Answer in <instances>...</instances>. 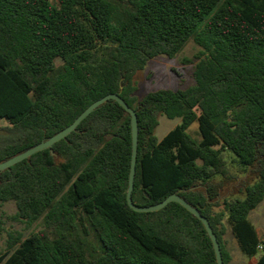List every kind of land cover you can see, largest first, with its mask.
<instances>
[{
    "label": "trees",
    "instance_id": "obj_1",
    "mask_svg": "<svg viewBox=\"0 0 264 264\" xmlns=\"http://www.w3.org/2000/svg\"><path fill=\"white\" fill-rule=\"evenodd\" d=\"M190 41L200 48L195 84L141 98L136 74ZM109 94L137 113L134 203L181 196L209 219L225 264L228 216L241 252L264 264V235L249 219L264 201V0H0V163ZM160 115L182 120L162 140ZM195 122L201 138L188 132ZM132 155L131 115L109 100L52 149L1 171L0 203L44 229L9 233L0 264H218L182 205L129 206ZM234 184L243 196L216 211Z\"/></svg>",
    "mask_w": 264,
    "mask_h": 264
},
{
    "label": "rangeland",
    "instance_id": "obj_2",
    "mask_svg": "<svg viewBox=\"0 0 264 264\" xmlns=\"http://www.w3.org/2000/svg\"><path fill=\"white\" fill-rule=\"evenodd\" d=\"M200 48L194 41H190L174 58L165 55L158 56L147 64L144 70L139 71L135 76L138 88L137 94L142 98L148 92L161 88L186 89L195 84L194 70L197 60L195 59ZM189 61V62H188ZM180 118L169 119L165 115L159 116V125L155 130V135L162 140L171 130L180 125ZM8 125L7 122L0 120V127ZM193 137H200L199 123L195 122L188 130ZM243 194L237 193L236 184L227 186L221 193L219 206L216 211L224 210V201L241 198ZM17 207L15 202L0 203V220L4 223L5 231L0 238V251H4L9 239V233H19L28 237L33 233H38L44 229L42 221L28 226L25 222L15 219ZM225 217L226 234L224 236L225 245L232 255L230 264H253L256 258H248L244 255L234 237L231 227ZM249 219L256 227L259 234L264 235V201L251 212ZM261 252L264 251L260 250Z\"/></svg>",
    "mask_w": 264,
    "mask_h": 264
},
{
    "label": "water",
    "instance_id": "obj_3",
    "mask_svg": "<svg viewBox=\"0 0 264 264\" xmlns=\"http://www.w3.org/2000/svg\"><path fill=\"white\" fill-rule=\"evenodd\" d=\"M109 100H114L119 103L130 115H131V124H132V141H133V155H132V164L131 171L129 177V186L127 190V201L129 206L136 212H154L161 210L165 206H167L171 202H176L186 208L190 213L195 215L201 222L204 224L211 240L214 245V250L216 253V258L218 264H225L223 260L222 250L218 238L211 227L209 219L201 214V212L189 204L185 199L177 194H172L168 196L164 201L159 204L151 205V206H139L136 205L133 201L132 195L135 187V176H136V166H137V158H138V142H139V127H138V118L137 113L133 110L126 101L119 94H109L91 104L70 126L63 129L53 137L49 138L47 141H44L35 147L16 155L15 157L9 159L6 162L0 163V172L4 171L15 164L33 156L34 154L43 151L45 149H52L53 145L60 140L66 138L70 133L75 131L79 124L88 117L96 108L100 105L106 103ZM53 154V150H51Z\"/></svg>",
    "mask_w": 264,
    "mask_h": 264
}]
</instances>
